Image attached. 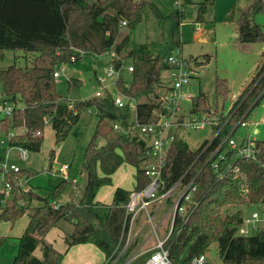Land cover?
<instances>
[{
	"label": "trees",
	"instance_id": "obj_1",
	"mask_svg": "<svg viewBox=\"0 0 264 264\" xmlns=\"http://www.w3.org/2000/svg\"><path fill=\"white\" fill-rule=\"evenodd\" d=\"M209 4H214V0L200 3L198 21H203V12ZM146 9L157 17L164 16L151 0H0V51L22 49L34 55L26 67L14 63L0 70L6 95L4 100L16 105L11 118H0V130L7 133L25 128L24 133L10 140L11 145L39 151L42 135H36V131L42 130L43 133L46 119L52 123L59 143L88 108L97 107L100 115L96 132L85 151L83 168L87 181L80 191L71 180L63 178L52 190V199L33 191L19 194L20 186H17L15 176H23L24 171L10 173L12 196L4 205L0 204V221L15 223L22 217L29 218L19 237L13 264H63L65 252L46 240L47 233L62 219L73 224L72 232L65 236L67 249L92 242L108 259L122 248L130 220L124 204L129 200L131 190L116 187L111 203L101 202L96 196L102 186L113 184V175L123 164L136 170L135 189L149 183L150 178L141 168L146 142L114 129L110 120L122 115L128 120L131 114L121 113L111 93L103 99L93 97L66 102L57 91L54 72L59 64L78 60L85 52L100 55L115 52L117 56L112 57V62L118 69L127 57L133 58L134 62H151L145 72L134 65L132 81L120 77L117 85L124 94L138 99V121H153L159 113L166 111L160 91L169 85V81H163L162 71L169 69L170 64L160 55H153L147 44H132L131 32L143 22ZM263 11L264 0H249L241 10L237 20L240 42L264 43V25L254 20L255 15ZM168 16L180 27L186 17L184 4L176 5ZM123 21L127 22L126 26L122 25ZM176 45H182V41L172 47ZM189 58L200 65L197 58ZM263 71L264 63L257 67L250 82L244 86L241 96L246 97L235 119L251 105L249 113H252L260 103L264 95V92L260 94L264 75L261 79L259 77ZM80 84L78 79H69V90ZM217 92L227 100L230 88L225 79L218 78ZM192 99L196 112L203 113L210 108L204 93ZM124 122L127 124L126 120ZM100 139L105 143L100 144ZM257 148V159L235 160L241 169L240 175L227 171L221 178L219 172L206 164V155L199 156L201 147L193 149L178 136L172 142L162 174V191L172 186L187 170L186 181L200 172L194 195L198 202L188 214L176 217L165 242L173 264H192L196 257L207 256L213 242L218 243L224 264H264V226L253 235L239 233L247 216L241 205L251 207L264 203V140H257ZM245 188H248L246 194ZM64 196L68 200L56 208L53 203ZM40 244L43 247L41 258L34 254ZM149 255L147 252L130 264H143ZM206 264H211L208 257Z\"/></svg>",
	"mask_w": 264,
	"mask_h": 264
},
{
	"label": "rangeland",
	"instance_id": "obj_2",
	"mask_svg": "<svg viewBox=\"0 0 264 264\" xmlns=\"http://www.w3.org/2000/svg\"><path fill=\"white\" fill-rule=\"evenodd\" d=\"M160 8L163 17H157L150 10L144 12V20L139 23L131 32L132 44L145 43L153 55H160L166 59L171 47L177 42L182 41L183 54L187 57L197 58L200 65L191 61L190 66L194 69V74L190 83L185 87L187 94L198 96L204 93L207 96L209 109L216 110L223 115L226 113L222 109H228L232 102L239 97L244 86L250 82L256 73L258 65L264 63V43L240 42L234 35L238 31L237 20L241 10L246 7L249 0H214V4H209L203 12V21H198V12L200 3L205 0H151ZM184 4L186 17L181 26L178 27L173 18L168 15L176 8V5ZM255 22L264 25V11L255 15ZM33 53H26L22 49H4L0 51V70L16 63L18 66L26 67ZM112 55L97 54L94 52H85L81 58L75 61L62 63L57 66L60 76L56 78L57 91L63 96L66 102H75L77 100H88L96 96L97 91H101L103 99L111 93L112 97L117 96L118 89L113 82L122 77L125 81L130 82L133 79V72L128 70L129 65H136L141 72L150 68L151 62L135 61L131 57L124 59L123 65L119 68V75L116 73L108 77L105 83H100L99 79L107 77L110 68H118L112 62ZM208 57V60L206 58ZM171 77L169 69L162 71V79L168 82ZM218 78L225 79L230 88L227 100L217 92ZM69 79H78L81 84L73 90H69ZM108 89V90H107ZM160 90V88L158 89ZM6 98L3 84L0 81V100ZM0 101V102H1ZM184 112L188 113L193 107L192 98H186L182 101ZM122 114L126 109L120 110ZM99 110L92 106L84 111L80 120L74 124L67 137L57 143L56 131L50 120L45 123L42 133V143L39 151L29 150L27 158L20 155L19 146H10L9 164L14 163L24 171V177H17V186H20L21 192H37L45 198L52 199V190L63 177L55 173L52 169L60 166L62 163L71 164L68 171L69 180L78 179L80 185L85 186L87 174L83 168L84 155L86 148L96 132V125L99 120ZM0 118L6 117L0 114ZM249 121L259 122L256 137L258 140H264V95L260 103L254 108L248 117ZM115 120H110L114 124ZM24 128V127H21ZM16 128L18 135L22 134L21 129ZM139 131V130H138ZM247 131V132H246ZM252 128L249 126L246 130L241 126L234 137L238 142H242L245 133L250 134ZM140 133V131H139ZM178 137L186 141L193 149L200 148L206 140L212 137L211 127L206 128H181L176 129ZM1 134V131H0ZM100 144L105 140L100 139ZM0 148V154L2 152ZM51 158L53 159L52 162ZM52 163V164H51ZM52 168V169H51ZM29 177H25L26 174ZM136 170L129 164H123L113 176V185H120L131 188L135 181ZM23 178V179H22ZM21 180V184L18 181ZM113 185H106L98 190V195L103 201H113ZM80 186V187H83ZM4 180L0 176V204L2 198H5ZM67 197L61 198L66 201ZM245 214L252 212L250 206L242 204ZM151 210V207H149ZM169 203H165L159 213L154 216L155 225L168 212ZM172 215L166 218V223L160 226L159 234H164L163 229L170 223ZM138 225L148 217L143 213L138 216ZM28 217H22L17 221L14 230L10 231V225L6 221H0V264H13L19 245V240L14 237L15 233L21 231L19 226L27 223ZM140 221V222H139ZM63 227H71L73 224L62 219ZM137 225V227H138ZM264 226V225H263ZM261 226V227H263ZM153 231V225L148 223L144 228L141 237ZM256 231H252V235ZM152 239L156 238L153 232ZM136 247L134 244L133 250ZM147 253V252H145ZM143 253V254H145ZM142 254V255H143ZM141 256V255H139ZM137 256L136 258H138ZM207 257L211 264H224L220 257L217 242H213L208 250Z\"/></svg>",
	"mask_w": 264,
	"mask_h": 264
},
{
	"label": "built area",
	"instance_id": "obj_3",
	"mask_svg": "<svg viewBox=\"0 0 264 264\" xmlns=\"http://www.w3.org/2000/svg\"><path fill=\"white\" fill-rule=\"evenodd\" d=\"M123 26L127 25L126 21L122 22ZM107 55L117 56L115 52H108ZM72 58H75L73 56ZM166 61L170 64L171 77L169 79L168 87L161 89L162 99L166 111L158 114L153 121L140 122L137 118L138 99L128 96L120 91L117 80L114 85L118 89V95L113 97L114 104L119 109H126L125 113H130L131 116L125 118L122 115L119 119H115L112 124L114 129L129 137H138V139L146 142V147L142 155L141 168L145 175L150 178L149 183L141 189H133L130 193L129 200L124 204L126 213L130 216L128 230L125 242L122 248L108 258L104 264H116L117 261L122 260L121 264H130L137 256L142 255L138 253L132 254L127 252L134 246L135 240L140 234L134 231V226L137 221L138 215L141 212H147L148 223L153 225V232L157 235L158 226L153 222L154 214L149 210L151 203L158 201L161 205L169 203L170 213L172 215L170 221L169 232L164 239H158L157 244L150 252L149 257L143 264H173L169 249L165 246L166 240L170 237L175 219L179 216H185L197 204L198 201L194 199L197 190L196 178L199 173L192 176L186 181L189 170H187L172 186L164 189L162 174L167 161V153L178 134L176 129L181 128H206L211 127L213 135L206 140L201 146L200 155H206V164H210L212 168L219 172L222 178L227 171H231L236 175L241 174V169L236 165L235 160L239 158H253L257 159L259 149L257 148V138L252 131L247 134L242 142H238L234 137L237 129L241 126L247 127L249 125L248 117L251 113L252 105L242 114V116L235 119V114L239 110L242 100L246 96H239L236 98L226 115H223L216 110L208 109V111L200 113L194 110L195 104L188 113L184 112L182 101L192 96L187 94L184 89L190 83L194 74V69L190 66V58L183 54L182 45H176L171 48L167 55ZM134 65H129L128 70L133 72ZM119 69L115 70L110 68L107 77L99 79L100 83H105L108 77L114 76L116 73L119 75ZM264 71L259 77L261 79ZM57 78L60 76L58 69L54 72ZM258 81V80H257ZM256 84V83H255ZM254 87V86H253ZM252 89V87H251ZM108 90V89H107ZM264 92V87L260 94ZM96 98L103 97L102 92H96ZM16 109V105L7 100L0 102V114L6 117H12ZM124 113V114H125ZM126 120L127 124L124 122ZM49 120L46 119L45 123ZM140 133H139V131ZM18 134L16 129L0 135V148L4 149V155L0 156V176L4 180L5 198L1 202L5 203L12 196L13 183L9 179L10 173L21 172L22 169L14 163L9 164L8 157L10 155V140ZM36 135H42V130H37ZM20 155L27 158L29 149L19 146ZM231 151H234L231 153ZM231 153V154H230ZM52 169V168H51ZM70 169L69 163H62L60 166L53 168L55 173H59L64 179H70L68 171ZM24 177V175H23ZM25 177H29L27 173ZM23 179V178H22ZM18 183L21 184V180ZM75 184L76 190L81 189L77 179L71 180ZM22 185V184H21ZM20 185V186H21ZM21 191V188H20ZM162 191V192H161ZM244 193H248V188L244 189ZM63 201L59 200L54 202L53 205L57 208ZM264 225V203H259L252 212L247 215L240 228L239 233L243 236L252 234V231H257ZM123 258V259H122ZM207 256L200 255L193 260L192 264H206Z\"/></svg>",
	"mask_w": 264,
	"mask_h": 264
},
{
	"label": "crops",
	"instance_id": "obj_4",
	"mask_svg": "<svg viewBox=\"0 0 264 264\" xmlns=\"http://www.w3.org/2000/svg\"><path fill=\"white\" fill-rule=\"evenodd\" d=\"M204 23V21H203ZM234 35L236 37H238V31L236 33H234ZM172 48V47H171ZM171 51V50H170ZM169 54V53H168ZM259 66V65H258ZM195 95L192 94V98L194 97ZM1 101V100H0ZM193 101V104H195L194 100L192 99ZM234 102L231 103L230 107L232 106ZM230 107L228 109H222L223 111L227 112ZM227 110V111H226ZM249 125L246 128L250 126L252 128V131L254 132V135H256V133L259 131L258 129V125H259V122H255V121H249ZM239 129V128H238ZM237 129V130H238ZM1 131V130H0ZM20 131H22V133L25 132V128H21ZM247 132V131H246ZM5 132L1 131V134H4ZM0 134V135H1ZM247 135V133H245V136ZM244 136V137H245ZM243 137V138H244ZM257 138V137H256ZM4 152L5 150L3 149L0 156L4 155ZM70 169H71V164H70ZM69 169V170H70ZM114 176V175H113ZM73 179H76V178H73ZM78 180V179H77ZM87 181V180H86ZM79 184V183H78ZM114 184V183H113ZM112 184V185H113ZM79 186H83V185H80ZM106 186V185H105ZM120 185L116 184V185H113L114 187V191L116 189V187H118ZM104 186H102L100 189H102ZM122 187L124 188H127V189H130V190H133L135 189L136 187V174H135V181H134V184L131 188H128V187H125L122 185ZM83 188V187H81ZM99 189V190H100ZM114 191H113V194H114ZM39 194V193H38ZM42 196V195H41ZM96 199L101 201V202H104V203H111V202H106V201H103V198L100 197L98 194L96 196ZM68 200V199H66ZM164 206L161 205L160 202L158 201H154L153 203H151L150 207H151V212H153L152 214L157 215L160 211V209ZM251 208H253L252 210H254L256 208V206H251ZM170 210V205H169V209H168V212ZM168 212L165 214L164 217H162L158 223L156 224V226H158V231H157V235H156V238L155 239H152L151 237H153V231L151 233H149L148 235H146L144 238L141 237L142 235V232L144 230V228L147 226V222H148V218L145 219L142 223H139L138 225V220L139 218H137V221L135 223V226H134V231L135 232H139L140 230V234L139 236L137 237V239L135 240V243H136V247L135 249L133 250V247H131L132 249V254L133 253H138V254H142L143 252H147L148 250L150 249H153L155 247V245L157 244V241L158 239H164L166 238L168 232H169V228L171 227L170 226V223H168V225H166V228L163 229L164 231V234L162 233L161 235L159 234V229H160V226L163 225L164 223H166V218L167 216L169 215ZM143 213L145 216H147V212H141ZM139 216V215H138ZM148 217V216H147ZM27 221L29 222V218L27 219ZM171 221V220H170ZM28 222L27 223H24L21 224L19 226V228L21 229V231H18V233H15L14 234V237L17 238L19 240V237L23 234L26 226L28 225ZM140 222V221H139ZM9 223L10 225V231L12 232L16 227V223H11V222H7ZM155 224V223H154ZM138 225V227H137ZM154 229V228H153ZM73 230V226L71 227H63L62 225V220L59 221L58 225H56L55 227H53L46 235V240L50 243L53 244V246L58 249L59 251H62V252H65V255H64V259H63V264H104V262L107 260L106 259V256H105V253L99 248L97 247L94 243L92 242H88V243H80V244H77V245H74L72 246L71 248L67 249V244L65 242V236L69 233H71ZM34 254L37 256V257H42L43 256V247L42 245L40 244L37 249L35 250ZM14 259V258H13ZM123 259V258H122ZM122 260H119L116 262V264H121Z\"/></svg>",
	"mask_w": 264,
	"mask_h": 264
}]
</instances>
